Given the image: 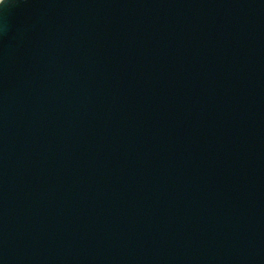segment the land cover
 I'll use <instances>...</instances> for the list:
<instances>
[{"label":"water","instance_id":"95a60500","mask_svg":"<svg viewBox=\"0 0 264 264\" xmlns=\"http://www.w3.org/2000/svg\"><path fill=\"white\" fill-rule=\"evenodd\" d=\"M0 264H264V0H6Z\"/></svg>","mask_w":264,"mask_h":264},{"label":"clouds","instance_id":"9594fccd","mask_svg":"<svg viewBox=\"0 0 264 264\" xmlns=\"http://www.w3.org/2000/svg\"><path fill=\"white\" fill-rule=\"evenodd\" d=\"M0 6H7L6 5V0H0Z\"/></svg>","mask_w":264,"mask_h":264}]
</instances>
